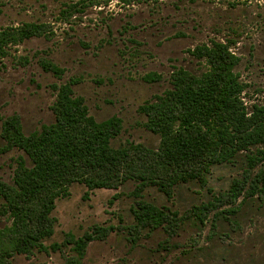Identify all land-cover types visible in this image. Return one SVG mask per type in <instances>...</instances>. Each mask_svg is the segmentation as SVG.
<instances>
[{"label":"rangeland","instance_id":"rangeland-1","mask_svg":"<svg viewBox=\"0 0 264 264\" xmlns=\"http://www.w3.org/2000/svg\"><path fill=\"white\" fill-rule=\"evenodd\" d=\"M25 22L44 24L46 34L10 47L0 62V117L17 115L26 134L54 120L56 87L74 79V95L84 98L95 120L121 119L114 147L154 150L160 137L146 129L139 107L171 87L175 69L200 74L205 64L189 51L211 40L227 42L239 58L235 72L245 85L244 104L264 103V0H0V28ZM48 62L61 74L45 69ZM259 150L264 143L212 165L204 181L175 185L168 195L156 186L137 192L134 180L95 189L74 182L55 199L54 231L43 240L47 250L15 253L3 263L64 264L74 254L63 243L66 234L81 237L101 227L107 235L88 243L82 264H264V196L240 197L235 214L217 217L213 210L201 224L192 213L242 178L246 155ZM21 154L0 153L4 182H12ZM140 200L176 212L177 226H137L133 209ZM10 222L0 214V229Z\"/></svg>","mask_w":264,"mask_h":264},{"label":"trees","instance_id":"trees-1","mask_svg":"<svg viewBox=\"0 0 264 264\" xmlns=\"http://www.w3.org/2000/svg\"><path fill=\"white\" fill-rule=\"evenodd\" d=\"M44 34L46 26L36 22L1 27L0 62L10 47ZM189 52L204 62L205 69L200 74L175 69L171 87L139 107L146 129L160 137L154 150L133 143L114 147L111 142L122 129L121 119L95 120L84 98L74 95V79L56 87L51 123L26 134L17 115L0 117L4 141L0 153L11 149L22 152L15 159L12 182L0 178V214L11 220L0 229V264L15 253L47 250L43 240L54 231L51 212L55 199L66 196L74 182L95 189L116 188L134 180L137 192L156 186L168 195L175 185L204 181L212 165L231 162L238 152L264 143V103L244 104L245 85L235 72L239 58L229 44L211 40ZM43 67L61 74V69L49 62ZM146 78L153 81L158 77ZM257 152L260 155H246L248 170L242 178L233 179L226 191L192 212L197 223H203L213 210L217 217L235 214L240 197L264 196V152ZM223 205L227 208L220 209ZM133 212L139 227L177 226L176 212L150 202L136 201ZM108 231L94 227L81 237L67 233L63 243L69 244L74 254L66 257L64 264H82L88 243L105 237ZM50 247L59 248L56 243Z\"/></svg>","mask_w":264,"mask_h":264}]
</instances>
